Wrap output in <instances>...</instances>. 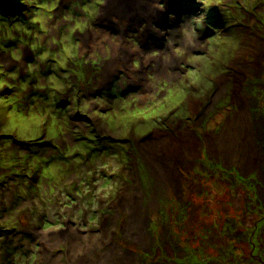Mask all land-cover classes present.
<instances>
[{
  "label": "clouds",
  "instance_id": "obj_1",
  "mask_svg": "<svg viewBox=\"0 0 264 264\" xmlns=\"http://www.w3.org/2000/svg\"><path fill=\"white\" fill-rule=\"evenodd\" d=\"M65 5L63 8L61 4ZM20 9L12 15L0 13V51H6L18 65L23 64L26 77L20 79L19 67L5 71L0 64V108L3 122L0 135L12 137L0 143V230L21 232L26 225L37 229L36 239L17 238L10 250V264H45L48 248L45 238L57 237V259L63 264H77L94 246L101 247L103 229L112 215L111 206L118 200L130 182L128 169L129 148L151 139L157 133H166L177 125L180 131H191L197 121L198 131L216 130L232 107L231 82L217 95L219 80L231 71L233 56L239 55L241 42L228 28L212 23L210 12L218 8L209 0H191L196 11L181 14L179 22L168 29L153 25V31L165 37L164 46L143 54V66L150 68L142 80L125 83L119 95L111 98L80 94L77 83L84 81L83 68L99 65L111 59L119 47L115 37L100 36L91 50L78 37L89 33L99 36L96 21L106 0H18ZM155 7L167 11L165 3ZM255 3L240 0L232 10L241 21L247 19L245 10L257 9ZM264 17V11H258ZM170 21L176 19L169 13ZM228 22V21H227ZM143 30V29H141ZM15 42V47H5ZM131 52L139 46L131 42ZM32 54V61H23V49ZM42 66L50 69L41 75ZM211 67L212 71H209ZM133 68L140 71L141 60H133ZM43 92L46 99L35 93ZM70 93V94H69ZM67 101L63 109L58 105ZM172 103H169V102ZM264 109V99L260 100ZM152 110L158 119L148 131L136 132L142 125L126 127L129 114ZM80 115L87 120L70 119ZM91 122L104 130V135L118 139L124 151L85 160L87 149L81 143L68 146L67 164H51L39 171L35 183L30 179H13L22 173L31 178L39 159L18 147L14 141L50 140L71 145L70 138L86 136L95 140ZM43 126V128L41 127ZM46 133V134H45ZM123 137V139H122ZM126 138V139H125ZM42 142V141H41ZM91 147V145H89ZM74 153H80L75 157ZM66 234L61 236V234ZM107 241L105 240V243Z\"/></svg>",
  "mask_w": 264,
  "mask_h": 264
},
{
  "label": "rangeland",
  "instance_id": "obj_2",
  "mask_svg": "<svg viewBox=\"0 0 264 264\" xmlns=\"http://www.w3.org/2000/svg\"><path fill=\"white\" fill-rule=\"evenodd\" d=\"M0 1L7 4L6 7H0V13L6 16L17 13L20 9L18 0ZM151 1L153 5L159 2L165 3L167 11L156 19L142 22L145 23L142 27L127 24V33L131 36L123 34L121 40V43L125 42L131 47V42H135L139 49L141 40L144 43L141 48L142 53L140 51L133 53L132 60L128 62L133 67L134 59L141 60L140 75L150 70L143 66L142 55L164 46L165 37L154 32L153 25L160 29H168L179 22L181 14L186 15L196 11V6L191 0H175L172 5L168 3L170 0ZM209 2L224 9L228 21L221 11L215 8L209 14L212 23L228 28L241 42L239 55L233 56L230 73L223 80H219L217 93L218 96L223 95V90L231 82L234 88L232 107L216 130L198 131L197 129L202 126L200 121L196 122L191 131L182 132L177 125L166 133H157L151 139H145L144 142L128 149L131 153L128 169L130 182L111 206L112 215L103 232L104 237H108L107 240L112 244L121 245L125 256L133 259L137 264H264V109L260 103V100L264 99V17L258 12L264 11V0H248L250 4L255 3L258 7L250 11L245 10L247 19L244 21L234 17L232 12L240 0H209ZM107 5L108 0L95 22L99 36L89 33L78 37L89 51L91 39L94 44L106 33L119 42L118 30H114L111 23L104 25L100 21L105 17ZM64 6L62 2L61 7ZM169 13H175L176 19L170 21ZM159 18L162 19L158 20ZM119 23L121 24H116L117 28L125 24H122V21ZM148 26L153 32L144 40L139 38L141 29L144 30ZM15 46V42L5 44V47ZM32 59L29 50L23 49V61L29 62ZM113 59L115 57L112 55L111 59L99 65L83 68L82 84L77 83L76 76L72 77L82 96L111 98L120 94L125 83L128 82L129 87L132 86L128 73L116 70V66L113 67L114 65L111 64ZM5 63L7 64L5 71L10 72L19 67L20 79L26 77L23 64L18 65L6 51H0V64ZM49 71L50 69L42 66L41 75L46 76ZM209 71H212L211 67ZM237 78H240L239 83ZM35 94L46 99L43 92ZM66 102L65 100L58 106L63 109ZM246 118L249 120V125L255 126V129L250 127L253 133L250 144L253 149L245 159L243 156L239 157L230 148H221L217 139L220 136H227L232 127L243 126ZM3 119V111L0 108V125ZM70 119L78 122L87 120L80 115ZM156 119H158L157 113L152 110L136 111L129 114V119L125 123L128 129H131L133 124L142 125L136 128L139 134L141 131H148ZM80 126L84 131L90 128L91 135L96 139L89 140L86 136L75 137L70 138L71 145L60 142L57 146L50 140H43L42 136L37 141L26 143L14 141L13 147L27 152L29 159L33 156L39 159L37 169L33 172V176L37 175V177L44 167L69 163L70 158L64 153L68 146H74L76 143L83 144L87 149L85 160L124 151L123 144L117 142L121 138L114 139L104 135V130L95 127L91 122L87 127H84L83 123ZM8 139L12 137L0 135V143ZM177 145H183L181 148L184 150L183 153H171ZM186 147H191L192 151L187 150ZM169 150H171L169 154L173 155L169 162L172 169L169 177L171 182L163 185L165 181L156 171L157 166L162 164L160 157L156 159L150 156L161 152L166 154ZM74 156L79 157L80 153H74ZM176 160L180 161L176 162ZM32 177H24L21 173L19 177L14 176L13 179H30L35 183L36 180ZM220 191L224 193L223 196ZM131 231L133 237L129 236ZM36 232L37 229L31 225H26L21 232L0 230V264H10V250L19 249L18 244L13 248L17 236L35 240ZM64 235L66 234H61ZM45 240L48 246L44 252L45 264H63L67 253L58 260V253L48 250L57 249L60 240L57 237L45 238ZM102 240L101 247H97L93 254L87 252L77 264H106L109 259L108 248H105ZM68 261L70 264L71 257H68Z\"/></svg>",
  "mask_w": 264,
  "mask_h": 264
},
{
  "label": "bare ground",
  "instance_id": "obj_3",
  "mask_svg": "<svg viewBox=\"0 0 264 264\" xmlns=\"http://www.w3.org/2000/svg\"><path fill=\"white\" fill-rule=\"evenodd\" d=\"M174 1L175 0H170L168 2L169 5L170 4L172 5V3ZM153 4L154 3L151 0H108V5H107L108 9H106V11L104 13L105 17L100 19L101 23L103 22L104 25L111 23L112 28L114 30H118V32L120 33L119 42H118L119 48L114 49L113 56L115 57V59H113L111 61V64L114 65L113 67H115V66L117 67L116 70H122V71L127 72L128 78L131 79L132 81L141 80L143 73L140 75V73L136 72L134 70V68L131 67L130 64L128 63L130 61V59L132 60L133 57H131V56H133V53H135V52L130 51V49H131L130 44L128 46L127 43H125V42L121 43V40L123 38L122 35L127 34L128 37L131 36L130 34L127 33V28H126L127 24H131V25L135 24L138 27H142V25L145 24L142 22H145L147 20L149 21V19H156L157 17H160L162 15L161 12L158 11V9L156 11V7ZM3 6L6 7L7 4L0 1V7H3ZM111 16L115 19L110 18ZM151 17H153V18H151ZM161 19L162 18H159L158 20H161ZM121 21H122V24L123 23H125V24L120 25V26H118L119 28H117L116 24H121V23H119ZM150 29H151V27H149V26L145 27L144 30H141L139 32L140 35L138 37L144 40L146 38V36L150 35L153 32L152 29L151 30ZM106 35H108V34L106 33ZM85 38H83L84 41H85ZM141 43H142L141 44V48H142V45H143L142 40H141ZM91 44H93L92 39H91ZM141 48L139 49L140 52H141ZM140 52H137V53H140ZM107 76H108V74H107ZM237 80L239 83L240 78H237ZM243 102L245 104V101H243ZM236 125H238V124H236ZM248 127H249V129H248ZM250 127L251 126L249 125V120H247V118H246V122L243 126H240V125H239V127L234 126L231 129H229L227 136H225V137L220 136V137H218L219 139H217L218 142L221 144V148L222 147H223V149H225L226 147L230 148L231 151H234L239 157L243 156L246 159L245 156L247 154H250L252 152V149H253L252 144H250V142L252 141V135H253ZM251 128L255 129V126H253ZM179 139H181V138H179ZM217 140L215 142H217ZM179 141L181 142V140H179ZM182 146L183 145H177V147H175L173 149V152H171V153H174V154L183 153L184 150L181 149ZM177 148H179V149H177ZM186 149L192 151L191 147L190 148L186 147ZM170 151L171 150H169L168 153H166V154L161 152V154L156 153V155L153 154L150 156V158H156V159H158V157H160V162H162V164H160V166H157L156 171L158 173V176L161 177V179H163L165 181V182H163V185H166L170 181L169 177L172 174L171 173L172 169L169 165V162H170V159L173 157V155L169 154ZM176 159H178V158H176ZM179 161L180 160H176V162H179ZM216 193H219V192H216ZM220 194L223 195L224 193L221 192ZM139 222H141V221H139ZM129 236L133 237V231L129 232ZM104 238L105 239L102 240L103 245L105 246L106 249L108 248V255H109V259L106 261L107 262L106 264H137L136 261H134L133 259H129L125 256L122 248L120 247L121 245L119 246L118 244H114V243L112 244L110 242V240H107L108 237H104ZM105 240L107 241L106 243H105ZM122 243H123V241H122ZM96 248L97 247L94 246L88 252H91L93 254V252H95Z\"/></svg>",
  "mask_w": 264,
  "mask_h": 264
}]
</instances>
